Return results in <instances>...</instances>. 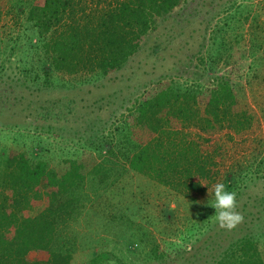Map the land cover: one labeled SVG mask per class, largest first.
Here are the masks:
<instances>
[{
    "label": "trees",
    "instance_id": "1",
    "mask_svg": "<svg viewBox=\"0 0 264 264\" xmlns=\"http://www.w3.org/2000/svg\"><path fill=\"white\" fill-rule=\"evenodd\" d=\"M7 1L5 13L22 16L29 35L27 44H16L14 38L3 48L8 62L9 56L18 61L16 76H8L16 90L6 89L5 99L0 98V126L54 132L69 115L90 107L79 86L59 92L63 81L54 74L89 73L110 82L142 47L156 19L184 0ZM257 39L253 33L251 48L233 44L223 70L207 74L201 87L162 81L144 90L127 108L117 138L92 143L106 151L97 162L93 152L84 150L54 169L25 149L9 146L0 156V264H70L73 250L61 228L86 208L88 189L105 188L108 165L122 162L190 202L214 199L212 186L223 183L236 193L235 210L243 216L231 231L215 220L208 226L191 222L206 227L202 234L188 247L172 246V257L154 243L146 253L149 264H264L257 244L264 236V171L249 174L264 164V136L258 135L261 128L264 134V42ZM248 92L259 112L247 103ZM99 109L100 104L91 112ZM226 140L247 151L243 165L236 162L241 167L223 165Z\"/></svg>",
    "mask_w": 264,
    "mask_h": 264
},
{
    "label": "rangeland",
    "instance_id": "2",
    "mask_svg": "<svg viewBox=\"0 0 264 264\" xmlns=\"http://www.w3.org/2000/svg\"><path fill=\"white\" fill-rule=\"evenodd\" d=\"M204 1L201 5L200 0H184L158 17L155 28L145 35L142 47L124 63L120 73H113L116 78L110 82L95 74L56 72L55 78L63 81L59 92L70 86L81 87L80 95L90 105L81 112L86 117L79 113L69 115L71 119L54 132L30 126H0V156L9 146H15L56 169L63 166L65 158L79 156L86 150L93 152L97 162L106 151L104 148L98 151L92 143H97L100 137L117 138L127 108L144 90L162 81H177L182 88L193 84L201 87L207 74L223 70L233 44L245 42L250 47L253 33L258 37L255 41L263 44L264 0ZM8 5L9 1L0 0L4 12L0 16V62L4 60L7 64L4 69L0 67L1 99H5L6 89L12 87L8 76H16L18 61L9 56L8 62L3 52L5 42L15 38L16 44H27L29 35L28 23L22 16L14 19L11 13H5ZM18 55L24 52L18 51ZM12 88L16 90V86ZM245 99L259 112L249 92ZM11 102L5 105L6 110L13 108ZM98 104L102 109L95 115L91 109ZM258 135L264 136L262 128ZM107 146L108 143L105 149ZM222 150L223 165H243L245 149L226 140ZM237 160L241 165H236ZM122 165L126 167L123 162L108 165L105 188L97 193L88 189L86 208L61 228L62 239L72 246L70 264H149L146 253L154 243L172 257L176 255L172 246L188 247L194 236H200L206 228L191 222L208 226L215 220L212 197L190 202L127 167L122 171ZM254 168L249 174L264 171V164ZM117 172L120 174L116 175ZM206 210L209 212L204 213ZM127 217L131 218L128 222ZM257 244L264 261V236L258 237ZM96 256L100 258H92Z\"/></svg>",
    "mask_w": 264,
    "mask_h": 264
},
{
    "label": "clouds",
    "instance_id": "3",
    "mask_svg": "<svg viewBox=\"0 0 264 264\" xmlns=\"http://www.w3.org/2000/svg\"><path fill=\"white\" fill-rule=\"evenodd\" d=\"M211 193L214 196L211 206L215 209L217 225L231 231L243 220V216L235 210L237 207L236 193L227 191L225 185L219 182L212 186Z\"/></svg>",
    "mask_w": 264,
    "mask_h": 264
}]
</instances>
